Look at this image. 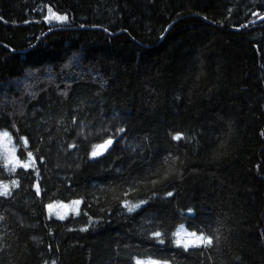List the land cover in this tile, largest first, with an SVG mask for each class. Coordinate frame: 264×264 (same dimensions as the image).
<instances>
[{
	"label": "trees",
	"instance_id": "16d2710c",
	"mask_svg": "<svg viewBox=\"0 0 264 264\" xmlns=\"http://www.w3.org/2000/svg\"><path fill=\"white\" fill-rule=\"evenodd\" d=\"M263 15L264 0H0V131L34 159L0 163L17 181L0 264H264V19L245 26ZM180 224L213 246L177 248Z\"/></svg>",
	"mask_w": 264,
	"mask_h": 264
},
{
	"label": "snow or ice",
	"instance_id": "6c2138e0",
	"mask_svg": "<svg viewBox=\"0 0 264 264\" xmlns=\"http://www.w3.org/2000/svg\"><path fill=\"white\" fill-rule=\"evenodd\" d=\"M49 12L51 13V16L50 17H45L44 19L46 21H49V20H56V21H65L67 19L66 16L64 15H57L56 13L52 12L51 9H49ZM253 15H255V13H253ZM105 31H107V29H105ZM78 63V62H77ZM102 132H106V129H101ZM125 131V129L123 128H119L116 130V132L113 134V136H117L121 133H123ZM4 136H8V132H4L3 133ZM183 137L181 136V134H176V135H173L172 136V139L173 140H181ZM21 140H23L24 138H20ZM25 143H27V141H25ZM114 143V139L113 138H109V139H105L103 141L102 144H94L92 145V151H91V156L93 158L95 157H98L100 155H102L105 151H108L110 149V146H112ZM71 147V145H70ZM28 156L29 158L32 156V153L29 152L28 153ZM167 162V161H166ZM8 163H12V161H9L6 159L5 161V167H7V164ZM16 166H19V167H22V168H28V164L24 163V164H21L19 163V161H16L14 164H13V168L12 170L15 171V167ZM168 174L169 173H165L164 177H162V179H167L168 177ZM158 181H153V184L157 183ZM11 186L12 187H16L17 186V181L15 180H12L11 181ZM10 194V188H9V185L7 184H3V183H0V195H3V196H8ZM40 192H39V188L37 187V195H39ZM125 195H127V193H125ZM167 195L169 197L173 196V193L169 192L167 193ZM124 207L127 208L128 212L131 213L137 209H140L142 206H144L147 202L146 201H140L139 203H130L129 201L125 200V201H122ZM72 204L73 205H79L80 204V201L79 200H76V201H72ZM49 208H51V205H49ZM189 211L191 212L192 210L189 209ZM61 220L64 219V216L61 215L59 217ZM81 231H84V229H81ZM191 236L195 237V239H189V240H182L180 239V232L177 231L175 233H173V237H174V244L177 248H183V250L185 252H187L189 249L191 248H211L213 246V238L211 236H204L203 233L201 232V235L197 236L196 233H191L190 234ZM162 237V234L161 232L159 231H156V232H153L152 233V239H155L157 240L159 243L163 244L165 241L161 238ZM219 237H215V240L216 242L218 243L219 242ZM53 264H55V261H53ZM135 264H156L155 261H142V260H139L137 259L135 261Z\"/></svg>",
	"mask_w": 264,
	"mask_h": 264
},
{
	"label": "rangeland",
	"instance_id": "374dc122",
	"mask_svg": "<svg viewBox=\"0 0 264 264\" xmlns=\"http://www.w3.org/2000/svg\"><path fill=\"white\" fill-rule=\"evenodd\" d=\"M250 1H252V0H247L248 3ZM38 12L42 15L43 18L51 16V13L49 12V8L47 6H45V5H41L40 7H38ZM56 14L57 15H62V14H59V13H56ZM65 21L49 20L48 22L50 24H64ZM4 132H6V131H0V163L5 167L6 159L9 160V161H12V163H8L7 167H5V168H7V170L12 171V172H13V170H12L13 164L16 161H19V163H21V164L26 163V164L29 165L28 168H32L34 166L33 154L29 158V156H28L29 152H27L26 158L25 159H20L18 157V154H17V149L19 147L14 144V142L11 139L10 135L4 136L3 135ZM18 168H22V167L16 166L15 170L18 169ZM28 168H26V169H28ZM0 183H2V182H0ZM3 184H5V183H3ZM10 185L11 184H9V186ZM74 201H76V200H74ZM49 205H51V208H49ZM79 208H80V204L79 205H73L72 201L69 202V203L53 202V203H50V204H48L46 206V213H47V216H48L49 219L61 220L59 218L61 215L64 216V219H66L70 215H77L79 213ZM64 219H62V220H64ZM177 231L180 232V237L179 238L182 239V240H189V239H193L194 240L195 237L191 236L190 235L191 233H196L197 236L201 235V233H198V232L191 231V230L187 229L185 224H180L176 228L175 232H177ZM203 235L206 236L204 233H203ZM138 259L142 260V261H145V262H147V261H155L156 264H169L168 262H163V261L156 260V259H153V258H138Z\"/></svg>",
	"mask_w": 264,
	"mask_h": 264
},
{
	"label": "water",
	"instance_id": "95a60500",
	"mask_svg": "<svg viewBox=\"0 0 264 264\" xmlns=\"http://www.w3.org/2000/svg\"><path fill=\"white\" fill-rule=\"evenodd\" d=\"M264 19V15L263 16H261V17H259V18H257V19H255V20H252V21H250V22H248L247 24H245V26H249V25H252V24H255V23H257V22H259V21H261V20H263ZM111 147V146H110ZM105 152H107V151H105ZM104 152V153H105ZM103 153V154H104Z\"/></svg>",
	"mask_w": 264,
	"mask_h": 264
},
{
	"label": "bare ground",
	"instance_id": "6f19581e",
	"mask_svg": "<svg viewBox=\"0 0 264 264\" xmlns=\"http://www.w3.org/2000/svg\"><path fill=\"white\" fill-rule=\"evenodd\" d=\"M258 23V22H257Z\"/></svg>",
	"mask_w": 264,
	"mask_h": 264
}]
</instances>
